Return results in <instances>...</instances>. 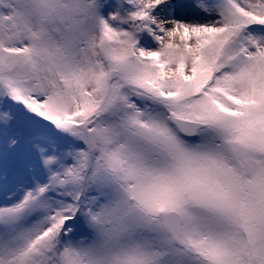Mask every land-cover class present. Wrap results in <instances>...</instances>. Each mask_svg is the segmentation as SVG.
<instances>
[{"label":"snow or ice","instance_id":"6c2138e0","mask_svg":"<svg viewBox=\"0 0 264 264\" xmlns=\"http://www.w3.org/2000/svg\"><path fill=\"white\" fill-rule=\"evenodd\" d=\"M0 264H264V0H0Z\"/></svg>","mask_w":264,"mask_h":264}]
</instances>
